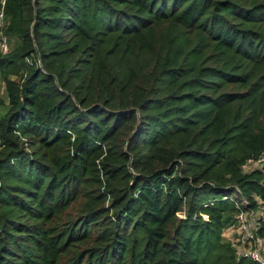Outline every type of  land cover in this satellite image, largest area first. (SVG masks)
Wrapping results in <instances>:
<instances>
[{
  "label": "trees",
  "instance_id": "obj_1",
  "mask_svg": "<svg viewBox=\"0 0 264 264\" xmlns=\"http://www.w3.org/2000/svg\"><path fill=\"white\" fill-rule=\"evenodd\" d=\"M2 37L0 264H256L264 0H0Z\"/></svg>",
  "mask_w": 264,
  "mask_h": 264
},
{
  "label": "built area",
  "instance_id": "obj_2",
  "mask_svg": "<svg viewBox=\"0 0 264 264\" xmlns=\"http://www.w3.org/2000/svg\"><path fill=\"white\" fill-rule=\"evenodd\" d=\"M1 50L6 51V41L2 37ZM264 164V156L260 159L253 161L248 160L247 165L262 166ZM239 191H237L238 193ZM245 203V199L241 198L236 202V206L239 208L236 215V223L232 226V229L236 230L237 238L235 241H231V245L234 247L236 255L243 256L251 259L256 264H264V249L258 247V235L256 230L259 227L260 218L264 219V204L256 211H245L241 209V205ZM249 214L254 215L253 221L249 219ZM258 225V227H256ZM234 230V231H235Z\"/></svg>",
  "mask_w": 264,
  "mask_h": 264
},
{
  "label": "rangeland",
  "instance_id": "obj_3",
  "mask_svg": "<svg viewBox=\"0 0 264 264\" xmlns=\"http://www.w3.org/2000/svg\"><path fill=\"white\" fill-rule=\"evenodd\" d=\"M9 42H10V39L7 38L6 48L9 46ZM4 90H5L4 84H3L2 80L0 79V116L3 115L4 112L6 111V105H5L6 104V95H5ZM254 167H256V166L247 165V166H245V169L246 170H249V169L254 168ZM249 219L251 221L255 220L254 219V215L253 214L252 215L249 214ZM256 227H258V225ZM234 230L233 229H230V228L229 229L226 228L224 230V233H223L224 238H226V240H228L230 242L231 241H235V239L237 238V235H236L237 234L236 233L237 229L235 231ZM258 247L261 248V249L262 248L264 249V236L263 237H259L258 236Z\"/></svg>",
  "mask_w": 264,
  "mask_h": 264
},
{
  "label": "crops",
  "instance_id": "obj_4",
  "mask_svg": "<svg viewBox=\"0 0 264 264\" xmlns=\"http://www.w3.org/2000/svg\"><path fill=\"white\" fill-rule=\"evenodd\" d=\"M229 228L232 229V227H228V229H229Z\"/></svg>",
  "mask_w": 264,
  "mask_h": 264
}]
</instances>
